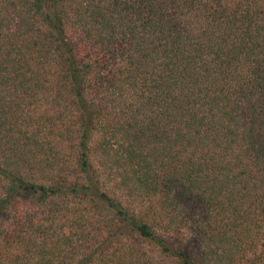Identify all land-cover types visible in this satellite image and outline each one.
Instances as JSON below:
<instances>
[{
    "label": "trees",
    "instance_id": "trees-1",
    "mask_svg": "<svg viewBox=\"0 0 264 264\" xmlns=\"http://www.w3.org/2000/svg\"><path fill=\"white\" fill-rule=\"evenodd\" d=\"M0 264H264V0H0Z\"/></svg>",
    "mask_w": 264,
    "mask_h": 264
}]
</instances>
